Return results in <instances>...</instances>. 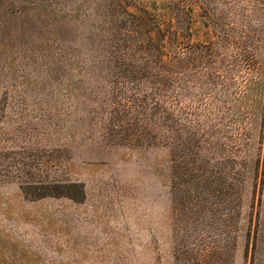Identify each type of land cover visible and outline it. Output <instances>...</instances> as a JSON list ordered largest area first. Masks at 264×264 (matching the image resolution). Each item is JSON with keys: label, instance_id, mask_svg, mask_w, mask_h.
<instances>
[{"label": "rangeland", "instance_id": "1", "mask_svg": "<svg viewBox=\"0 0 264 264\" xmlns=\"http://www.w3.org/2000/svg\"><path fill=\"white\" fill-rule=\"evenodd\" d=\"M0 264H264V0H0Z\"/></svg>", "mask_w": 264, "mask_h": 264}]
</instances>
